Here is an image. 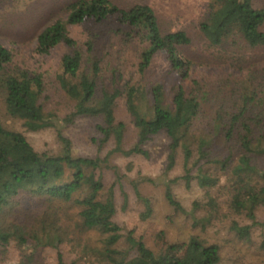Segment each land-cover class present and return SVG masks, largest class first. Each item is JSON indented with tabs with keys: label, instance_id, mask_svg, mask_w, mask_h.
<instances>
[{
	"label": "trees",
	"instance_id": "16d2710c",
	"mask_svg": "<svg viewBox=\"0 0 264 264\" xmlns=\"http://www.w3.org/2000/svg\"><path fill=\"white\" fill-rule=\"evenodd\" d=\"M62 11L66 17L58 18L38 36L36 50L48 54L61 44L70 48L62 58L63 73L59 78L70 97L78 101L72 116L102 117L103 122L97 125L102 134L100 144L103 146L113 140L114 147L105 157L74 155L72 140L63 133L59 115L45 106L44 75L15 63L13 51L0 42V104L10 117L21 120L30 131L55 128L62 143L60 154L39 152L22 132L10 129L0 121V244L7 245L16 240L24 251L30 250V253H24L20 264H34V255L40 246L59 249L63 235L51 225L48 216L43 215V219L34 223L32 228L26 222L20 220L21 223H17V219H11L16 211L15 205L21 208L23 201L31 197L45 202L49 209L53 208L55 216L59 209H76L80 228L101 234L104 255L110 264H219L222 258L217 243L191 236L185 244L190 256L178 258L155 252L142 239H137L132 230L127 241L136 254L130 259L122 257L117 244L124 234L123 228L115 221V185L106 187L103 169H113L120 179L119 167L111 163V156L148 155L144 145L153 135L164 131L171 138L167 170L175 167L182 149L186 172L183 177L187 186L194 178L203 188L219 183L216 175L202 167L196 175L192 174L193 168L189 164L195 151L199 155L196 163L206 159L221 163L224 170L230 169V212L245 215L253 221L242 225L233 220L230 228L239 239L250 241L253 226L264 225V221L257 218V211L264 207V168L256 162L257 157L264 156V66L251 67L245 72L238 66L240 59L231 56L237 60L236 64L232 63L235 69L213 83L234 84L226 89L233 104L229 109L224 104L216 108L209 122L212 134L197 136L194 128L209 107L210 91L202 84L210 83L205 79L191 80L192 61L180 50L192 42L186 30L164 32L153 7L144 3L124 8L111 0H70ZM107 22H115L117 31L126 41L140 40L141 73L147 71L157 52L168 54L171 71L180 80L172 99L167 97L162 86H155L152 89L153 102L143 112L134 85L126 89L116 85L103 87L98 94L103 69L94 51L95 40H88L82 46L71 35L70 26ZM199 31L210 47L231 49L235 55L238 54L236 51L264 48V7H256L255 0H209ZM187 81L193 84L191 89L184 86ZM123 95H126L127 108L137 129V142L131 147L126 146L127 124L116 115L118 99ZM218 139L224 146L232 143L238 146L235 160L231 156L222 160L218 158L214 150ZM245 192L249 193L248 197ZM138 195L143 197L140 192ZM166 195L172 205L186 211L176 199L171 183L167 185ZM142 199L146 205L143 219H147L152 214L151 201ZM207 205V214L195 218V223L201 222L203 227L219 214L215 199L211 197ZM199 207L195 203L192 211ZM30 240L34 242L30 244ZM262 246L264 248V241ZM57 264H67L61 252Z\"/></svg>",
	"mask_w": 264,
	"mask_h": 264
},
{
	"label": "rangeland",
	"instance_id": "374dc122",
	"mask_svg": "<svg viewBox=\"0 0 264 264\" xmlns=\"http://www.w3.org/2000/svg\"><path fill=\"white\" fill-rule=\"evenodd\" d=\"M70 0H0V42L11 49L15 55V63L31 71L44 75L46 97L45 106L54 110L60 117L63 133L72 140L73 154L83 157H105L114 147L109 141L101 146L102 137L97 125L103 122L102 117L72 116L78 101L70 97L60 83L59 76L63 73L62 58L70 51L64 44L53 48L48 54L37 52L38 36L58 18L66 17L62 7ZM115 4L128 8L134 4L144 3L153 7L164 32L186 30L192 37L190 45L181 47L183 56L192 61V79H205L210 84H202L210 91L209 107L202 114L199 123L194 128L197 136L212 134L210 120L216 108L224 104L231 108L233 98L228 96L227 88L234 84H214L217 79L229 75L239 58L238 66L245 72L251 67L264 66V48L256 50L236 51L231 49L212 48L200 34V22L205 17L209 0H111ZM256 7H264V0H255ZM115 22L104 24L86 23L70 26L71 35L83 46L88 40H95V54L99 57L103 69V80L100 82L98 94L103 87L119 86L126 89L137 87V102L142 111L146 112L153 102L152 89L162 86L169 99H172L180 80L171 71L168 54L157 52L151 65L145 73L139 71L141 61L140 40L126 41L117 31ZM86 49V46H84ZM240 52V53H239ZM232 56V57H231ZM234 63V64H232ZM237 70V69H236ZM121 77V78H120ZM115 79V83H114ZM191 89L189 81L184 84ZM116 115L127 124L126 146L131 147L137 142V129L127 108L126 95L118 99ZM0 121L10 129L22 132L31 145L39 152L60 154L62 143L58 139L57 130L48 128L40 131H30L21 120L10 117L5 107L0 104ZM212 137V136H210ZM171 138L166 132L153 135L144 148L148 155L135 154L125 157L121 154L111 156V163L119 167L122 177L119 179L113 169H103L106 187L115 185L117 213L115 221L123 228V238L117 244L122 257L130 259L136 252L130 248L127 241L132 230L137 239H142L148 247L157 253H164L178 258H187L190 252L185 244L191 236H198L209 243H217L221 249L219 264H264V225L256 224L252 228L250 241H244L236 236L230 226L233 220L242 225L253 221L245 215L237 216L230 212L231 202V172L222 169L221 163L208 162L206 159L196 163L199 158L195 151L189 166L192 174H197L199 168L219 178L218 185L203 188L194 178L190 186L184 179L185 155L179 150L177 164L167 170ZM225 144L216 140L215 154L222 160L228 156L237 158L238 146ZM197 160V161H196ZM256 162L264 168V156H259ZM198 164V165H197ZM178 178L177 181L171 182ZM171 183L176 199L185 208V212L172 205L167 199V185ZM138 192L151 201L152 214L143 219L146 212L145 202ZM248 192H245L248 197ZM219 205V214L212 223L203 227L195 223V218L207 214L210 198ZM200 206L193 212L194 204ZM14 208L12 220L17 223L26 222L32 228L34 223L48 216L56 230L63 235L59 249L52 246H40L34 255V264H57L58 253L61 252L67 264H110L104 255L102 236L95 230H82L78 225L76 209L67 208L58 211L48 208L45 202L28 197L22 207ZM14 213V212H13ZM21 213V214H20ZM20 214V215H19ZM258 221H264V207L257 211ZM21 220V221H20ZM50 221V222H51ZM53 228V227H52ZM51 228V230H52ZM34 241L30 240V244ZM24 251L16 240L10 244H0V264H20Z\"/></svg>",
	"mask_w": 264,
	"mask_h": 264
}]
</instances>
